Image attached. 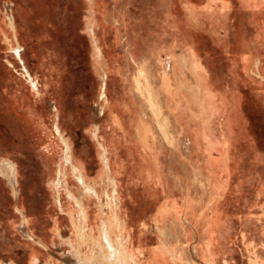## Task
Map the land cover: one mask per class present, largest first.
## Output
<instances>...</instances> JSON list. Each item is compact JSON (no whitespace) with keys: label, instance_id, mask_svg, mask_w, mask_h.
<instances>
[{"label":"rangeland","instance_id":"1","mask_svg":"<svg viewBox=\"0 0 264 264\" xmlns=\"http://www.w3.org/2000/svg\"><path fill=\"white\" fill-rule=\"evenodd\" d=\"M189 1L199 8L206 6L207 2ZM227 1L235 6L229 9V20L233 28L232 22L237 18L240 0ZM257 1L260 3L259 0H242V4L257 6ZM89 2L0 0V161L9 158L20 170L17 194L15 191L13 193L7 180L0 175V264H65L70 256L72 246L68 238L76 239V228L71 219L73 208L71 209L72 202L69 201L66 186L61 189L63 211L59 204L55 184L60 179V164H63V171L67 170L68 186L76 195L82 193L85 196L86 193L81 190L82 186L73 176L70 166L65 164L62 143L53 128L55 121L59 122L63 136L65 134L71 140L75 161L87 166L88 171L86 168L85 171L88 173V184L99 186L103 195L109 190V179L107 175L103 177L105 168L101 167L100 149L90 132L93 134L102 130V134L109 139L108 133L116 129L111 123L118 122L120 115L124 114L119 109L122 99L118 98V94L110 96L112 99L109 98L108 104L105 102L108 96L107 78L102 72V55L98 56L94 51L92 35H95V30L102 51L109 59L112 74L118 71L120 42L126 36L130 42L138 38L143 50L163 42L167 46L160 53L165 54L170 46L173 51L179 50L182 40L194 37L197 41L202 39L204 48L214 45L215 40L205 36L204 31L199 28V23L193 22L191 16L181 7V0H175L172 7L173 17L181 29L178 38L167 35L165 31L168 21L167 7L173 0H96L90 12ZM185 3L189 2L185 0ZM212 4L220 6L227 15L225 0L209 2L210 6ZM24 31L28 32L27 35H23ZM245 31L253 34L254 23L245 25ZM128 40L123 41L124 46ZM255 44L260 50L264 47V31L260 30V27L256 33ZM188 51L190 59L197 60L194 58V52ZM258 58L255 57L250 71L254 70L256 73L259 68V74L252 75L256 82H264L262 65L257 61ZM139 65L129 66V82L132 89L135 87V98L138 104L143 105L145 115L157 120L160 133L161 124L166 127L168 137L163 138L172 144L175 136L170 131L169 118L161 105V94L156 92L158 85L157 88L154 87L148 72V82L140 80L142 93L137 91L135 78ZM116 78L111 77V87L113 90L116 86L118 91L120 87ZM38 80L41 81L40 93L45 97H37L40 93L30 92L24 86L29 81L37 85ZM205 80L204 77L203 86L207 85ZM215 89L217 93L221 87L216 86ZM147 90H151L153 100L158 106L161 105L160 110L150 107ZM241 95L244 106L242 115L247 124H251L249 132L254 137V163H249L247 167L245 161L244 166L238 168L237 176L231 180L232 185L239 186V189H234L233 193V190H230L231 194L226 196L224 208L217 211L212 209L209 202L206 180L201 176L191 178L194 192L205 204L203 210L208 208L207 213L205 212V216L208 215L209 218L206 226L210 230L211 247L218 257L217 264H250L247 248L251 246L257 260L264 264V99L256 85L247 93L241 92ZM257 99L260 100V105L258 108H252V113H248L247 106L251 100L256 104ZM22 108L27 114L18 120L17 113H22ZM42 119L45 120V125L44 121L41 124ZM175 169L163 168L164 173L171 178L161 179L165 182L164 191L168 195L164 209H179L177 214H184L185 209L180 203L183 183H179V178L189 171L188 168ZM144 175L146 174L143 168H140L137 175L139 181L132 182L124 168L125 181L121 188L125 211H129L132 219L130 230L134 231L133 236L136 235L137 240L141 237L138 228L140 222L154 215L165 200L163 190L152 185V178L144 179ZM64 185H67V182ZM102 198L107 199L99 196L101 201L104 200ZM95 199L91 204L94 210L91 226L95 227L98 234L97 223L99 221L101 224V214L98 211V198ZM215 205L218 204L213 207ZM24 216L28 220L27 224L23 222ZM161 221L174 229L175 234H181V222L174 216ZM160 224L162 225L161 222ZM28 231L31 238L26 236ZM192 233L188 242L183 241L182 237L178 242H173L176 247L181 246L186 257L187 244L191 245L194 241ZM214 235L218 251L213 244L215 241L212 242ZM143 240V243L150 246L158 241L153 234ZM135 243L129 245L131 250H139L137 241Z\"/></svg>","mask_w":264,"mask_h":264},{"label":"crops","instance_id":"2","mask_svg":"<svg viewBox=\"0 0 264 264\" xmlns=\"http://www.w3.org/2000/svg\"><path fill=\"white\" fill-rule=\"evenodd\" d=\"M93 1V5H95L96 0ZM174 1L175 0L169 3L167 7L168 11L166 12V18H168V21L165 31L167 35L178 38L181 29L178 22H176L177 20L173 17L172 7L175 3ZM186 1L189 3L186 4L185 0H181V7L188 15H192L190 19L193 20V22L199 23V28L204 31L205 36L208 38L212 37L215 40L214 45L205 46L204 48L202 39L197 41V38L194 37L193 39L182 40L180 45L181 49L179 50L173 51L172 46H170V49L168 48V52L165 54L163 52L160 53L161 50L165 49L167 46L163 42L158 43L156 46H150L145 50H143L141 41H139L138 38L130 42L126 36L123 40H128L125 46L123 45V41L120 42L121 50L118 54V71H114L112 74L109 69L106 79L109 98H111L110 96L113 94H118V98L120 100L122 99L119 109L124 114L120 115L118 122L111 123L112 126H115L117 129V131L114 129L109 133L110 139H108L113 149L112 165L113 168L117 169L122 187L123 181H125L124 168L127 174L130 175L132 182L139 181L137 177L138 171L140 168H143L146 174L143 176L144 179L146 177L152 178V185L155 187L158 186L163 190L165 200L161 204L168 198V195L164 191L166 187L164 184L165 182L161 179H171L164 173L163 168H220L219 171L223 176L220 185L224 189V193H221L222 195L220 198L221 209H223L226 196L233 193L234 189H239V186H234L231 183V180L238 174V168H242L245 161L247 167L249 163H254V137L249 132L251 124H247L242 115L244 106L241 92L247 93L250 88L256 85V87L261 90L264 99V82H256L255 78L250 73L255 57H259L261 60L258 58L257 61L262 65L261 70L264 74V47L260 50L255 46V37L258 28L260 27V30L264 31V5H261L258 1L257 6L246 3L242 4V0H240L237 18L232 22L234 23L232 28V24H230L229 20V9L235 8V6L229 1L225 0L227 3V9L225 10L227 12L226 17L223 16V10L220 6L216 4L213 6L209 5V2H213V0H206L205 8H199L195 3L189 0ZM196 14H198V16ZM252 22L255 26V32L250 35L245 31V25L249 26V23ZM27 33V31H24L23 35H27ZM188 50L194 52V58H197V60L195 59L197 63H195V60L190 59V52ZM159 53L161 58H159ZM164 54L165 56L163 57ZM168 55L171 56L169 74L165 70V65L163 64L164 59ZM105 59L109 62L106 56ZM193 63H195V65L197 64V66L193 65ZM139 64L144 66L155 88H157V85L159 87L163 84L164 79L167 82V88L161 93L160 99L164 108V113H166L169 118L170 131L175 136L173 137L172 144L168 143L166 139L163 138V134L161 135L157 120L154 117L145 115L143 105L140 103L138 104L135 98L137 97L134 94L136 93L135 89H132L130 86L129 66L134 65L137 67ZM108 65L110 66V63H108ZM219 68L222 70L220 73ZM199 69L203 72L199 71ZM179 72L181 75H179ZM111 77H117L116 79L120 87L118 91L116 90V86L115 89L113 88L112 90ZM202 77L206 79V86L202 85ZM38 82L36 85L31 84V81H29L28 84L24 86L29 89L30 92L37 91L40 93L39 85L41 81L38 80ZM216 86L221 87L219 91H216L217 93H215ZM37 97L45 96L40 93ZM35 99V101L38 102V99ZM256 102L255 104V101L251 100L250 106H247L249 109L248 113L253 112L252 108H258L261 102L258 99ZM15 106H17V104ZM21 110L22 113L20 114L16 112L18 120L27 114H25L23 108ZM148 126L150 128H148ZM162 126L165 128V136L168 137L166 127L163 124ZM53 128L62 143L65 164L70 166L73 176L82 186L81 190L86 193L85 196L82 193H80L79 196L76 195L75 191L68 186L69 180L67 170V175H64L62 169L63 164H60V179L55 185L59 195L61 210H64L61 189L63 188L62 185L65 183V177L67 178L66 186L73 193V201H79L85 207H89L91 210L89 217L93 218L92 213L94 210L91 204L94 203L95 199L93 195L86 191L94 187L92 184H88V168L87 166L85 167L84 164L78 163L77 160L75 161L71 140L65 134L63 136L59 128V122L55 121ZM96 132L97 133L93 134L90 132V134L100 149L101 167L105 168L103 177L107 175L110 182L114 179L112 178L113 176L107 172V169L109 171L110 169L107 165L104 148L101 143V132ZM8 159L9 158L2 159L0 165L5 162V164L10 165V167H12L11 170H13V165L17 164L13 160L11 161V159ZM85 168L87 171H85ZM0 175L2 176L3 174L0 172ZM185 175L188 177L190 174ZM198 176H201L208 182L209 188L210 182L202 171H197L196 176L193 177L197 178ZM2 177L8 180L4 175ZM168 181L170 180H167V182ZM189 181L193 189L191 179ZM86 186L88 188H86ZM228 189L233 191L227 193ZM14 191L13 189V193ZM88 197L90 198L88 199ZM106 198L104 203L113 200L112 195ZM195 204L200 210L202 206L205 205L200 201L196 193ZM72 208L71 206V209ZM98 210H100V208ZM76 215H78L76 211L72 212L71 219L75 228H77L76 222H78ZM89 217L86 219L90 222L89 227L92 228L91 224L93 219ZM103 221L105 222L104 218ZM106 221L109 227L108 229L116 230V226L118 224L121 225L119 222L117 224L112 216ZM126 238L128 237L126 236ZM214 238L216 244L215 248L218 251L215 235ZM120 244L121 242H118V245Z\"/></svg>","mask_w":264,"mask_h":264},{"label":"bare ground","instance_id":"3","mask_svg":"<svg viewBox=\"0 0 264 264\" xmlns=\"http://www.w3.org/2000/svg\"><path fill=\"white\" fill-rule=\"evenodd\" d=\"M259 1H260L261 5L262 4L264 5L263 0H259ZM88 2H89V0H88ZM89 3H90V7H89L90 8L89 12H90V11H92V5L94 4V1L90 0ZM211 6H213V4ZM190 12H191V10H190ZM222 12H223V16L226 17V14L224 13V11H222ZM193 15H194V13H193ZM196 15L198 16V14H196ZM89 17L92 19L91 15ZM191 17H192V15H191ZM223 19H225V18H223ZM96 28H97V24H96ZM92 38H93V42H94L95 53H98V56H99V54L102 55V59H103L102 60V70H103L102 72L106 75V78H107L108 77V69H109L108 63L109 62H107L105 59L104 53H103L102 48H101V43H100L98 35H97V30H95V35L93 34ZM136 49H138V48H136ZM170 58H171V56L168 55L164 59V62H163L165 64V70L167 71L168 74L170 73V67H171ZM195 63H197L196 60H195ZM195 63H193V65H195ZM195 66H197V64ZM199 71L203 72L200 69H199ZM171 73H172V70H171ZM250 73L253 75H255V74L258 75L259 74V68L256 71V73L254 72V70L250 71ZM161 74H163V73H161ZM135 80L137 81V91L142 93V91L140 89V86H141L140 80H145L148 82L147 71L144 68V66L139 65L138 75L136 76ZM203 80H204V77H202V81ZM163 81H164L163 84H161L158 87V91H156L159 94L163 93V91H165L167 88L166 80L164 79ZM144 89H146V88H144ZM150 91L147 90L148 95H149L148 100L150 102V107L153 110H160L159 107L162 104L160 106L157 105L156 101L153 100V96L150 93ZM153 94H155V93L153 92ZM145 98H146V96H145ZM105 102L107 104L109 103V97L108 96L106 97ZM158 114H160V113H158ZM157 119H158V117H157ZM43 121H44V119L41 121V124ZM44 125H45V121H44ZM160 130H161V133L163 134V136L166 138L165 128L162 126V124L160 126ZM100 132H101V139H102L101 143H102L103 148H104L105 157L107 160V165L110 169V171L107 169V172L109 174H111V176H113L112 178L114 180H111L109 182V184H107L108 186H110L109 187L110 190L105 191L106 192L105 195H103L99 186H94V187L86 190V191H88V193H90L91 195L94 196V199H95V197L98 198L97 201L99 202V208H100V210H98V211L101 214L100 219H99V220H101V224L99 223V221L97 223L98 234H97V231H96L94 226H92V228L89 227L90 222L88 221V219H86L89 217V214L91 212L90 208L85 207L79 201H77V202L73 201V195H72L73 193L71 192V190H69L67 188V186L64 185L65 183L62 185V187L66 186V188H67V193L70 197L69 201L72 202L71 203L72 207H73L72 212L76 211L78 213V215H76L77 221H78V222H76L77 223L76 224V226H77V228H76V239L73 240L72 238H68V242L71 244L72 250L70 251L71 252L70 256L66 259L65 264H216L218 261V257H217V255H215V252L213 251V248L211 247V240L209 239L210 230L208 229L209 227L206 226L208 224L209 218L207 217L208 215L205 216V212L207 213L208 208L206 210H203L204 206H205L204 205V206H202V209L200 210V209H198V206L196 204H194L195 203V197H194L193 189L191 187V182L189 180L193 176H196L197 171L203 172V174L206 176L207 180L210 182L209 202H211V205H212L211 207L213 210L216 209L217 211H219L221 208V201H220L221 199L220 198L222 195L221 193L223 191V187L220 185L222 182V179H223V176L221 175V173L219 171L220 168H188L189 173L188 172L187 173L190 175L187 177L186 175L184 176L182 174V176L179 178V183H183V185L181 187V189H182L181 191H182L183 195L180 199V203L183 205V208L185 209L184 214L183 213L177 214L179 209L178 210L174 209V211H171L170 209L168 211L165 210L164 209L165 205L163 203L162 205L159 206V208L157 207L158 208L157 212L154 215H151L148 220L141 221L139 224V227L137 226L140 229V233H139L140 235L139 236H141L143 239H145V237H148L149 234L156 235L157 240H158L157 243H155L153 246H150L149 244L143 243L145 240H143L141 237L139 240H137L136 235H135V237L133 236L134 231H132V229L130 230V224L132 222V219L130 217V214L128 213L129 211L128 212L125 211L126 207L124 208V202H123V198H122L123 193L121 191V188H122L121 183H120L121 179H119L117 169L113 168V165H112L113 164L112 163L113 162V151H112L113 149L111 148V142H110V140L107 139L108 136L106 137L104 134H102V130ZM200 159H199V161H200ZM8 160H10V159H8ZM201 160H203V159H201ZM13 166H14L13 167L14 169L11 170L12 167H10V165H6L4 162L0 165V172L5 177H7V179H8L7 181L9 183V186L12 188V190L14 189L15 193H16L18 188H19L18 187L19 186L18 174H19L20 170L18 169L17 165H13ZM63 172H64V175H67L66 171H63ZM162 180H164V179H162ZM64 182H67V178H65V177H64ZM179 183L177 184V186L179 185ZM207 184H208V182H207ZM86 188H88V187L86 186ZM230 190L231 189H228L227 193L230 192ZM110 195H112L113 200L107 201V203H104V200H105L104 198H102V199H104L103 201H101V199H99V196L107 197ZM174 203H172V204H174ZM192 204H194V205H192ZM214 204H218V205H215L213 207ZM122 206L124 209L122 208ZM168 206H169V204H168ZM172 206H174V205H172ZM208 214H209V211H208ZM263 215H264V211H263ZM111 216L117 222V224H118V222L121 223V225L118 224L116 226V228H117L116 230L108 229L109 227L106 224V222H107L106 220L107 219L109 220V218H111ZM169 216H174L179 222H181L179 224L182 226L180 235H178L177 233L175 234L174 229L170 228L167 225H164V223L161 221L162 219H166ZM103 218H104L105 222L103 221ZM90 219H94V218H90ZM95 219H97V218H95ZM210 220H211V218H210ZM27 221H28L27 218H25V216H24V223L27 224ZM160 222L162 223V225L160 224ZM192 223H194V225H192ZM30 225H31V223L29 222V226ZM212 226L214 227V225H212ZM190 233H192L194 235V241L191 245L187 244L188 249L186 248L187 250L185 251V254L187 255V257H186L183 253L181 246L176 247L175 245H173V242L174 241L178 242L181 239V237H182L183 241L188 242L190 237H191ZM30 234L31 233L28 231L26 236L31 238ZM126 236L128 238H126ZM136 241L138 243L137 246H138L139 250H131L129 248V245H131V244L134 245V243ZM213 241H215V239L212 240V242ZM118 242H121V244L118 245ZM213 244L215 246V242ZM134 247H136V246H134ZM183 248H184V246H183ZM247 249H248L247 257L250 261V264H261L257 260L258 258L255 257V255H254L255 251H251L252 250L251 247H249ZM62 262H63V260H62ZM44 264H58V263H44ZM59 264H61V263H59Z\"/></svg>","mask_w":264,"mask_h":264}]
</instances>
